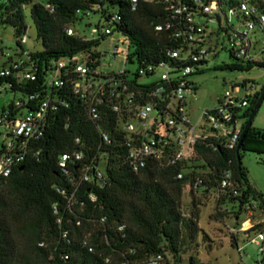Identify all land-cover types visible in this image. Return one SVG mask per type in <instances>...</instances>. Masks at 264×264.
Here are the masks:
<instances>
[{
  "label": "built area",
  "instance_id": "1",
  "mask_svg": "<svg viewBox=\"0 0 264 264\" xmlns=\"http://www.w3.org/2000/svg\"><path fill=\"white\" fill-rule=\"evenodd\" d=\"M140 4L160 6L165 12L161 23L154 25V32L174 46L165 48L164 58L158 62L136 54L130 38L119 27L123 14L103 0H93L87 9L76 10L73 22L65 29L68 36L90 43L82 52L42 62L33 56L36 52L24 48L26 33L18 38L13 52L0 51V92L19 96L0 108V179H9L30 155L40 156L41 151H35L33 145L44 138L51 116L69 108L73 98L94 124L100 145L90 157L91 148L76 138L75 148L59 158V167L69 176L72 187L70 193L57 189L66 199L64 210L68 214H73L75 194L82 184L103 188L108 183V153L104 146L111 143L105 129L111 120L133 173L140 174L150 167H178L176 178L183 182L182 194L187 193L192 200H212L219 210L234 203L240 206L235 198L245 199L244 188L234 180L232 170L225 168L218 173L203 153L237 149L246 112L261 89L250 81L224 82L227 87L216 106L195 119L191 107L198 86L193 76L208 70L209 60L218 59L223 52L234 60L225 67L264 69V0H129L130 11L136 13ZM42 6L49 14L56 11L48 1ZM92 16L97 18L94 23L89 20ZM84 21L87 25L81 31L78 25ZM107 40L112 47L110 54L102 48ZM106 56L121 61L122 68L105 70ZM87 159L73 170L77 175L70 172L69 165ZM87 198L97 202L92 193ZM260 206L246 198L235 218L239 227H228V231L232 235L245 234L256 224H263L264 218L255 217ZM53 213L60 240L68 242L70 231L63 228L57 205ZM105 222L106 218L100 219L101 224ZM76 225L81 226L79 219ZM114 231L122 239L128 237L126 224H117ZM250 242L264 255L262 231L256 232ZM82 245L91 253L95 251L88 236H84ZM128 253L134 255L135 250L129 249ZM119 254L125 257V253ZM105 262L110 263L109 256ZM121 264L171 262L168 251L163 250L147 259L123 260Z\"/></svg>",
  "mask_w": 264,
  "mask_h": 264
},
{
  "label": "trees",
  "instance_id": "2",
  "mask_svg": "<svg viewBox=\"0 0 264 264\" xmlns=\"http://www.w3.org/2000/svg\"><path fill=\"white\" fill-rule=\"evenodd\" d=\"M31 1L0 2V21L4 18L3 23L13 28L16 39L27 31L23 6ZM47 1L56 7L54 14H49L39 3H34L30 9L36 40L42 45V50L33 56L47 62L86 50L90 43L68 36L65 29L73 22L76 10L87 9L93 0ZM103 1L123 14L119 27L130 38L141 59L158 62L164 58V49L174 46L165 36L154 32V25L161 23L165 16L162 7L140 4L138 11L132 13L129 0ZM225 68L248 71L252 66ZM259 95L260 92L251 102L246 120ZM69 103V108L51 116L44 138L33 145L35 151H41L40 156L30 155L9 179H0V264H121L123 260L147 259L163 250L177 257L183 228L191 239L197 233V214L186 219L180 211L183 182L176 178L179 168L150 167L140 174L133 173L125 159V150L119 146L120 138L114 132L112 120L105 126L111 136V143L104 146L108 153V183L103 188L82 184L75 194L73 214L65 212L66 199L57 189L70 193L72 187L69 176L59 167V158L75 148L76 138L91 148L90 157L97 153L100 145L96 128L85 116L80 102L72 98ZM248 138H259L264 143V132L250 128L238 152L235 149L230 152L220 150L216 154L203 153L208 163L216 165L218 173L225 168L232 170L234 180L244 188V200L257 195L241 162V151ZM87 162L88 159L75 166L69 165L70 172L77 175L73 170ZM90 193L97 197L96 203L87 198ZM235 199L240 203L236 212L238 216L244 200L242 197ZM80 203H84L83 208ZM54 205L63 216V228L70 231L68 242L60 240ZM103 217L106 222L101 224ZM77 219L81 226L76 225ZM117 224L127 225L126 239L114 231ZM258 228L259 225L251 231ZM16 234L27 239V253L19 252L14 239ZM84 236L89 237V243L95 249L93 253L82 245ZM129 249H134L135 254H129ZM119 252L125 253V257ZM108 256L110 263L105 262ZM189 264H194L192 259Z\"/></svg>",
  "mask_w": 264,
  "mask_h": 264
},
{
  "label": "rangeland",
  "instance_id": "3",
  "mask_svg": "<svg viewBox=\"0 0 264 264\" xmlns=\"http://www.w3.org/2000/svg\"><path fill=\"white\" fill-rule=\"evenodd\" d=\"M47 0H32L23 6L24 20L27 25V42L24 48L30 52H40L42 45L36 40V29L30 16V9L34 3L44 4ZM90 22L94 23L96 16L90 17ZM0 21V51L13 52L17 46V40L14 36V30L11 26ZM87 22H81L78 25L79 30H83ZM103 50L111 53L112 47L109 40L102 44ZM106 64L105 70H118L122 68V62L111 60L107 56L103 61ZM234 63L227 52H223L218 59L209 60V69L203 73L193 76L198 86L196 100L192 104L193 117L199 118L201 112L212 109L217 104V99L223 94L228 81H250L258 85L261 89L264 85V69L252 66L248 71H231L225 68V65ZM227 83V85L224 84ZM18 95L12 92H0V108L11 100H17ZM255 130L264 132V100L252 122ZM242 155V165L247 171L249 183L256 191L255 197L249 196V200L256 203V220L264 218V143L259 138H248L244 141ZM261 195V197H259ZM262 209V210H261ZM180 211L184 218H190L192 214H197L195 219L197 233L193 239L183 228L180 253L174 257L170 252L168 256L171 264H189L192 259L194 264H259L264 258L260 254L258 247L250 242L255 233L262 231L264 233V223L256 224L259 228L255 231H248L245 234L237 233L232 235L228 227H239V222L235 221L236 212L239 206L234 203L232 206L225 205L221 210L215 208L212 200H202L201 197L193 198L187 193L182 194ZM243 219V216H242ZM236 222V223H235ZM246 223L244 225L247 226ZM19 252L28 251V241L25 237L16 234L14 236Z\"/></svg>",
  "mask_w": 264,
  "mask_h": 264
},
{
  "label": "water",
  "instance_id": "4",
  "mask_svg": "<svg viewBox=\"0 0 264 264\" xmlns=\"http://www.w3.org/2000/svg\"><path fill=\"white\" fill-rule=\"evenodd\" d=\"M263 100H264V85L261 88L259 98H258V100H257V102H256V104H255V106L253 108V111L251 112L249 118L247 119V121L245 123L244 129H243V131L241 133V137H240L239 144H238V147H237V152L240 150V146H241V144L243 142V139H244L245 135L247 134L249 129L252 127V122H253V120H254V118H255V116H256V114H257V112H258V110H259V108H260V106H261V104L263 102ZM21 169L22 168H20V170ZM263 206H264V204H263ZM263 262H264V259H262L259 262V264H262Z\"/></svg>",
  "mask_w": 264,
  "mask_h": 264
},
{
  "label": "flooded vegetation",
  "instance_id": "5",
  "mask_svg": "<svg viewBox=\"0 0 264 264\" xmlns=\"http://www.w3.org/2000/svg\"><path fill=\"white\" fill-rule=\"evenodd\" d=\"M261 91V90H260Z\"/></svg>",
  "mask_w": 264,
  "mask_h": 264
}]
</instances>
